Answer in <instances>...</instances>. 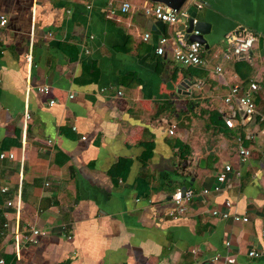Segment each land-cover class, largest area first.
<instances>
[{
    "label": "crops",
    "instance_id": "1",
    "mask_svg": "<svg viewBox=\"0 0 264 264\" xmlns=\"http://www.w3.org/2000/svg\"><path fill=\"white\" fill-rule=\"evenodd\" d=\"M120 1L132 9L107 18L102 0H0V153L14 155L0 161V264H264V0H201L173 24ZM190 18L210 24L205 67L155 53L162 37L169 51L190 42ZM241 26L250 55L227 58ZM250 83L252 118L223 102ZM226 201L248 221L213 216ZM31 229L44 235L28 242Z\"/></svg>",
    "mask_w": 264,
    "mask_h": 264
},
{
    "label": "built area",
    "instance_id": "2",
    "mask_svg": "<svg viewBox=\"0 0 264 264\" xmlns=\"http://www.w3.org/2000/svg\"><path fill=\"white\" fill-rule=\"evenodd\" d=\"M68 2H73L75 0H67ZM86 4V8L90 9V1L91 0H82ZM108 5V10L106 12V17L107 18H112L116 14H127L131 9L132 5L129 2L126 1H120V0H102ZM186 3L196 5V7H200L201 0H187ZM185 3V5H186ZM184 5V6H185ZM184 6L182 7L181 10L178 12L175 10H172L168 7H166L163 4L160 3H152V6L150 8H145V13L147 15L153 16L156 20L166 23V24H173L176 23L178 20V17L180 13L182 12ZM7 23V20L4 16H0V26H5ZM197 23L196 20H193V25ZM193 35L197 36L199 35L198 31H193ZM149 38L148 34H145L143 39L146 41ZM256 40L255 34L250 31L246 27H238L234 31L231 32L226 37V43H227V48L225 51V56L227 58H232L234 60L237 59H246L249 57L251 49L253 47V44ZM167 43L168 39L166 37H162L159 40L158 46L155 49V53L159 56H163L168 52L171 53L172 59L179 65L183 67H205L207 65L206 60L202 57L204 46L197 42H188L186 43L183 47H175L169 51L167 48ZM27 61L29 62L31 57L30 54H27L26 56ZM221 72V67L217 66L215 68V73H220ZM259 89L258 84L256 83H250L247 92H240V89L238 86H234L230 89L229 93L224 97V104L228 105L231 103V101L234 99L242 109L243 114L248 117L252 118L254 115L257 114L256 112V106L255 102L252 99V93H255ZM38 92L40 93H47L48 88L43 87L39 88ZM117 95H121V91L117 92ZM71 98V97H70ZM50 105L54 104V101L49 102ZM29 121V116L26 115L24 119V123L26 124ZM224 124L225 127L228 129H231L234 127V121L233 118L230 116L224 117ZM174 127H172L169 130V134H173ZM84 139V137L82 138ZM51 141H48V144H50ZM239 155L242 156L243 158L248 157L249 151L246 149L241 148L239 150ZM5 158L8 159H13L14 155L9 153V154H4L0 153V161L4 160ZM231 171V167L225 166L223 171L220 172L217 176V182L218 183H223L226 180V175L228 172ZM1 181V180H0ZM48 185V184H46ZM219 188L215 187L214 190L217 191ZM7 189L4 186H0V192L5 193ZM209 193V190L203 189L201 190L197 195L200 196H205ZM196 193H194L190 189L186 190H179L177 193H175L172 197V201L174 205L176 206V211L171 212V218L172 219H177L178 216L182 215L185 210H186V205L190 203L193 198L195 197ZM12 203L8 202L7 206H11ZM226 206V211L225 212H219L216 210L212 211L213 216H217L223 220H228L231 219L233 222H247L248 218L246 216H238L236 214L231 215L229 213V208L231 206V203L226 201L225 202ZM15 235H18L17 232ZM44 233L41 232L40 230L37 229H31L30 236L26 238L28 242H35L34 238L38 236H43ZM230 243L226 242V246H229ZM248 255L250 257H258L259 254L256 252H249ZM2 263V261H0Z\"/></svg>",
    "mask_w": 264,
    "mask_h": 264
},
{
    "label": "water",
    "instance_id": "3",
    "mask_svg": "<svg viewBox=\"0 0 264 264\" xmlns=\"http://www.w3.org/2000/svg\"><path fill=\"white\" fill-rule=\"evenodd\" d=\"M151 3H160L165 5L166 7L179 11L185 5L187 0H148ZM194 8H197L196 5H193ZM210 24L207 22L199 21L195 25H193V18L188 20V24L185 29L186 38L189 39L190 42L197 41L201 43L205 48H207V41L204 38L205 35L209 33ZM193 31H198L199 35L195 36L192 34ZM184 86V83H181L177 88V93H179V89Z\"/></svg>",
    "mask_w": 264,
    "mask_h": 264
},
{
    "label": "trees",
    "instance_id": "4",
    "mask_svg": "<svg viewBox=\"0 0 264 264\" xmlns=\"http://www.w3.org/2000/svg\"><path fill=\"white\" fill-rule=\"evenodd\" d=\"M184 149H185V150L183 151V153H184V156H185V155H187V154H188V148H187V147H185Z\"/></svg>",
    "mask_w": 264,
    "mask_h": 264
},
{
    "label": "rangeland",
    "instance_id": "5",
    "mask_svg": "<svg viewBox=\"0 0 264 264\" xmlns=\"http://www.w3.org/2000/svg\"><path fill=\"white\" fill-rule=\"evenodd\" d=\"M188 4H189V3H186V5L184 6V8L187 7Z\"/></svg>",
    "mask_w": 264,
    "mask_h": 264
}]
</instances>
